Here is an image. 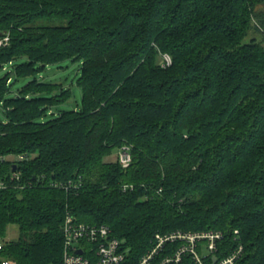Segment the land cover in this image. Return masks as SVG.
I'll use <instances>...</instances> for the list:
<instances>
[{"label":"trees","instance_id":"trees-1","mask_svg":"<svg viewBox=\"0 0 264 264\" xmlns=\"http://www.w3.org/2000/svg\"><path fill=\"white\" fill-rule=\"evenodd\" d=\"M4 32L2 258L65 264L70 215L109 227L122 264L156 235L209 230L230 247L238 230L239 264H264V0H0ZM66 60L80 62L79 111L60 110L71 90L40 77Z\"/></svg>","mask_w":264,"mask_h":264},{"label":"built area","instance_id":"built-area-1","mask_svg":"<svg viewBox=\"0 0 264 264\" xmlns=\"http://www.w3.org/2000/svg\"><path fill=\"white\" fill-rule=\"evenodd\" d=\"M10 34H0V51L9 46ZM12 64V63H9ZM172 64L168 54L163 55V67ZM10 82V80L8 81ZM119 163L127 168L132 162L130 147L125 145L117 153ZM16 173H12L11 179ZM5 181L0 179V189ZM133 189L124 186L123 191ZM64 263L65 264H122L127 252L122 243L111 236L107 226H89L74 222L70 215L66 217L64 227ZM239 231H234V247L225 243L223 231L209 230L201 232H177L166 236L156 235L153 248L141 259L140 264H151L158 256H163L159 264H183L184 257L191 258L194 264H239L244 248L239 242ZM180 242L177 249L168 251V244ZM4 240L0 236V252L4 248ZM80 251L82 253H80ZM0 264H14L0 255Z\"/></svg>","mask_w":264,"mask_h":264},{"label":"rangeland","instance_id":"rangeland-1","mask_svg":"<svg viewBox=\"0 0 264 264\" xmlns=\"http://www.w3.org/2000/svg\"><path fill=\"white\" fill-rule=\"evenodd\" d=\"M259 37V35H257ZM26 59H19L15 61L16 64L25 62ZM14 67L12 64H4L0 68V79L5 75L10 74L14 79ZM80 76V62L73 60H66L59 64L48 66L40 75L41 80L45 82H51L54 84L62 85L63 88L70 89L72 92L71 99L68 103H65L59 107L60 110H76L82 109V90L77 84V78ZM31 81V79L18 80L15 84L13 96H17V89ZM0 121L6 122L7 116L4 111V107L0 102ZM18 233L14 228H10L7 233V240L17 238Z\"/></svg>","mask_w":264,"mask_h":264},{"label":"water","instance_id":"water-1","mask_svg":"<svg viewBox=\"0 0 264 264\" xmlns=\"http://www.w3.org/2000/svg\"><path fill=\"white\" fill-rule=\"evenodd\" d=\"M80 253H82V252L80 251Z\"/></svg>","mask_w":264,"mask_h":264}]
</instances>
